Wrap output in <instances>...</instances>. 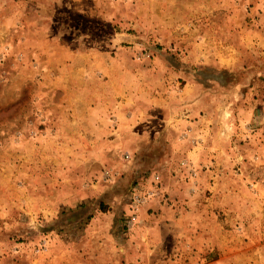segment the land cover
<instances>
[{
    "label": "rangeland",
    "instance_id": "1",
    "mask_svg": "<svg viewBox=\"0 0 264 264\" xmlns=\"http://www.w3.org/2000/svg\"><path fill=\"white\" fill-rule=\"evenodd\" d=\"M0 264H264V0H0Z\"/></svg>",
    "mask_w": 264,
    "mask_h": 264
},
{
    "label": "built area",
    "instance_id": "2",
    "mask_svg": "<svg viewBox=\"0 0 264 264\" xmlns=\"http://www.w3.org/2000/svg\"><path fill=\"white\" fill-rule=\"evenodd\" d=\"M142 201L139 200L138 198H134L133 200V209L134 210H137L138 209V205L141 203ZM131 219H134V217L132 216Z\"/></svg>",
    "mask_w": 264,
    "mask_h": 264
}]
</instances>
